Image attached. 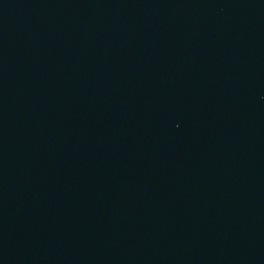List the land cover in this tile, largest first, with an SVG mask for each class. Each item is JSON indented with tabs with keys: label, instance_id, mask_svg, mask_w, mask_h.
<instances>
[{
	"label": "water",
	"instance_id": "obj_1",
	"mask_svg": "<svg viewBox=\"0 0 264 264\" xmlns=\"http://www.w3.org/2000/svg\"><path fill=\"white\" fill-rule=\"evenodd\" d=\"M0 264H264V0H0Z\"/></svg>",
	"mask_w": 264,
	"mask_h": 264
}]
</instances>
